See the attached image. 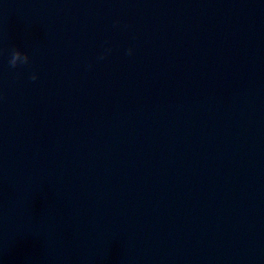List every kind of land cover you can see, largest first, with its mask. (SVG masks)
Returning a JSON list of instances; mask_svg holds the SVG:
<instances>
[{
    "label": "water",
    "instance_id": "95a60500",
    "mask_svg": "<svg viewBox=\"0 0 264 264\" xmlns=\"http://www.w3.org/2000/svg\"><path fill=\"white\" fill-rule=\"evenodd\" d=\"M0 264H264V0H0Z\"/></svg>",
    "mask_w": 264,
    "mask_h": 264
},
{
    "label": "clouds",
    "instance_id": "9594fccd",
    "mask_svg": "<svg viewBox=\"0 0 264 264\" xmlns=\"http://www.w3.org/2000/svg\"><path fill=\"white\" fill-rule=\"evenodd\" d=\"M131 49H128V54H131ZM103 59V54L99 57ZM29 63V56L27 53L21 52L19 49L13 48L11 51L10 58L8 60V64L11 68H16L18 65H27ZM31 80H36L37 76L35 73H32L30 76Z\"/></svg>",
    "mask_w": 264,
    "mask_h": 264
}]
</instances>
